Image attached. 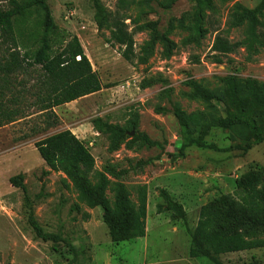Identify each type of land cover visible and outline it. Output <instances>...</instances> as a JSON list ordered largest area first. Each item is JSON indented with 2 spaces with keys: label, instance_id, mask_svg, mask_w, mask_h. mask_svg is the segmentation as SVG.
<instances>
[{
  "label": "rangeland",
  "instance_id": "rangeland-1",
  "mask_svg": "<svg viewBox=\"0 0 264 264\" xmlns=\"http://www.w3.org/2000/svg\"><path fill=\"white\" fill-rule=\"evenodd\" d=\"M11 1L0 0V10L12 8ZM124 1L46 2L61 40L77 37L100 78L99 91L53 108L52 116L38 111L32 92L42 75L39 66L27 67L26 60L7 80L0 71V264H215L205 256L190 255L191 233L201 210L212 232L264 239V225L248 217L251 212L240 202L237 187L250 174L264 204V142L247 152L193 145L177 155L183 137L169 102L186 113L193 138L218 148L242 142L246 130L195 99L190 83L225 101L221 79L234 75L240 84L254 80L264 96V42L250 49L246 21L232 22L236 4L254 9L261 0H214L202 13L192 0ZM96 4L105 12L129 17L125 24L133 39L131 61L123 57L125 47L112 41L110 28H98ZM194 13L200 16L198 33ZM44 18L42 8L20 18L14 32L19 47L13 48L8 39L0 43V67L11 51L23 55L37 48ZM217 34L240 43L222 64L211 58ZM47 115L57 124L46 128ZM95 118L106 125L104 130L94 128ZM65 129L88 147L94 171L87 180L92 186L105 180L104 196L111 206L119 185L135 207L145 196L144 237L111 242L101 209L87 204L69 176L47 168L33 144ZM138 137L159 145L147 146ZM20 173L27 198L9 183ZM162 191L182 207L184 216L167 206ZM30 212L45 232L60 235L64 242L36 238L28 222ZM260 214L264 218V207ZM217 261L264 264V247L226 253Z\"/></svg>",
  "mask_w": 264,
  "mask_h": 264
},
{
  "label": "trees",
  "instance_id": "trees-1",
  "mask_svg": "<svg viewBox=\"0 0 264 264\" xmlns=\"http://www.w3.org/2000/svg\"><path fill=\"white\" fill-rule=\"evenodd\" d=\"M48 0H23L19 2L12 0V8L0 10V43L11 40L13 48L19 47V41L14 36L16 29L21 26L20 18L33 9L45 10V18L42 21L43 32L36 39L37 48L29 50L23 55L11 51L4 60L0 71L5 73V79L17 70L22 69L26 62L27 67L39 66L42 75L33 86L35 102L39 105V112L51 113L53 108L75 101L84 96L93 94L102 88L100 78L92 69L77 37L61 40V36L55 32L53 17L47 7ZM199 13L204 9L211 8L214 0H192ZM120 2H125L120 0ZM129 17L125 13L105 12L101 5L96 4L95 21L99 29L107 25L110 28V36L114 43L125 47L123 57L131 61L133 56V39L127 31L125 20ZM200 16L193 15V27L196 33L199 28ZM233 23L246 21L248 24L247 44L251 49L256 42H264V0L254 9L245 8L239 4L235 5ZM21 33L19 34V36ZM23 42L21 41V44ZM56 46V48H54ZM240 46L239 42H231L221 34H217L212 47L211 58L214 63L222 64L223 58L234 53ZM225 87L226 100L199 83L191 82L192 96L202 101L207 109L219 110L225 118L246 130L247 135L239 144L229 148H218L213 144L191 136L193 124L184 111L179 110L169 98L172 106L171 113L177 120L183 142L176 147V154L182 156L187 147L196 146L203 149L215 151L235 150L247 152L254 145L264 142V96L260 87L254 80L247 79L240 84L234 75L221 79ZM205 116V115H204ZM46 117V128L53 127L57 121ZM258 120L261 126L258 124ZM94 128L98 131L104 130L106 126L100 118L92 120ZM207 125V124H205ZM1 126V125H0ZM147 146H158V142H151L146 137H138ZM34 148L44 161L50 171L61 172L69 176L80 190L81 197L90 207H99L102 211L103 223L107 234L113 243L130 241L142 238L145 235L146 201L142 195L139 204L135 207L129 197L127 190L119 185L116 188L115 199L111 206L104 196L105 180L92 186L87 177L94 171V159L88 147L69 129L61 130L34 142ZM24 174L9 178V183L21 189L27 198V189L24 183ZM239 189V200L251 214L248 217L258 225H264L261 211L264 204L260 200V192L257 189L256 179L250 174L244 175L237 183ZM161 196L170 208H178L181 216H184L182 207L173 202L165 191ZM28 222L36 238L53 243L64 242V239L54 233L45 232L36 221L34 214H28ZM264 247V239H245L238 233L212 232L210 220L203 217L199 219L195 229L191 233L190 255L192 257L205 256L215 264H219L217 257L226 253L241 252L244 250ZM254 264V263H250Z\"/></svg>",
  "mask_w": 264,
  "mask_h": 264
}]
</instances>
